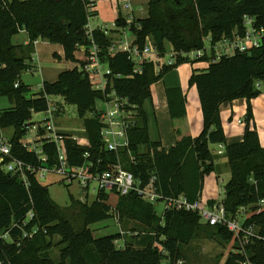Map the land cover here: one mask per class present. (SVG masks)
<instances>
[{
	"label": "trees",
	"instance_id": "1",
	"mask_svg": "<svg viewBox=\"0 0 264 264\" xmlns=\"http://www.w3.org/2000/svg\"><path fill=\"white\" fill-rule=\"evenodd\" d=\"M89 6V0H0V97H7L14 106L0 111V131L13 129L9 140L12 159L39 165L38 156L27 151L20 141L27 134V126L34 124L33 115L48 110V98L52 96L62 97L67 104L77 107L88 138L84 145L65 140L72 165L83 164L87 152L95 164L103 162L101 171L108 170L107 164L116 159V154L103 149L96 116V105L103 94L92 89L78 58L80 47L90 44ZM247 16L255 18L257 29H264V0H151L148 17L131 25L141 46L150 38L161 53L170 45L177 57L180 53L203 50L205 41L211 40L212 56L205 58L208 66L195 69L189 80V86L198 90L203 131L192 138L176 129L177 144L168 153L159 150V142H152L144 106L152 98V86L186 61L179 57L175 67L164 68L158 74L153 63H145L143 72L135 74L134 63L125 53L107 56L103 61L115 75L123 76L113 80V88L138 106L137 123L129 132L136 163L130 162L123 152L125 168L145 181L156 174L166 196L185 195L194 201L202 196L206 177L218 169L211 146L224 145L231 179L222 204L231 219L250 209L244 225L256 226L262 238H252L244 244L227 228L205 224L197 214L185 211H168L160 216L154 205L135 193L119 197L115 207L109 204L110 196L105 193L99 194L91 205L80 203L84 221L82 227L76 228L65 218L37 174L29 175L27 188L20 176L4 170L11 158L0 157V231L16 224L11 232L14 239L23 236V232L37 231L20 245L1 240V264H178L184 257L182 246L208 230L233 244L235 251L226 264H243L246 260L264 264V209L259 211V203L264 200V148L254 125L251 104L263 92L258 85H264V36L260 47L246 53L217 59L214 51L225 38L245 35ZM117 25L120 29L128 27L120 14ZM22 31L28 33L30 44L43 40L62 45L65 59L78 64L61 73L56 82L44 83V89L36 96L30 95V88L22 81V75L32 68V59L22 53L24 48L12 42ZM93 39L105 52L113 42L100 29L93 31ZM32 46L26 49L32 52ZM16 83H20L18 88ZM166 95L173 123L186 119V96L182 90L169 88ZM238 99L248 101L244 138L242 142L228 144L220 107ZM43 153L53 164L55 147L46 145ZM214 204L215 201L210 206ZM30 212L33 218L27 222ZM117 214L119 224H134L130 239L121 233L95 238L93 225ZM56 237L61 238L57 245L62 247L58 261L50 256Z\"/></svg>",
	"mask_w": 264,
	"mask_h": 264
},
{
	"label": "built area",
	"instance_id": "2",
	"mask_svg": "<svg viewBox=\"0 0 264 264\" xmlns=\"http://www.w3.org/2000/svg\"><path fill=\"white\" fill-rule=\"evenodd\" d=\"M89 24L87 26V34L90 39L88 46H81L80 51L83 52V66L81 70L87 75L91 87L95 91H100L103 98L96 105V116L100 122V136L103 144V149L109 153L117 155L113 162L107 164L108 170H100L103 165L102 161L95 164L90 160V153L84 155L85 161L81 165H72L70 162L68 149L65 144L66 139H72L80 145L87 143L88 138L83 133L81 135H72L71 137L64 136L58 129V114L62 109L59 105H54L49 102V108L45 114V119L41 122L27 126V134L20 141L21 145L29 152L35 153L38 156L39 165L27 164L23 161L11 158V144L7 137L0 131V157L11 158V161L5 165L4 170L13 175H18L29 188V175L37 174L39 180L46 179L47 175H57L68 184H76L79 186L84 199L89 198V193L94 191L99 194L105 193L110 196H115L117 199L122 196H128L132 193L138 195L143 201L154 205L163 204V216L168 211H185L197 214L201 217L202 222L210 226H222L235 234L237 238L247 244L250 239H261V234L258 233L256 226L251 225L245 227L244 221L239 224L236 219H231L227 216V212L222 203L210 206L204 203L199 197L194 201H190L185 195L179 197L166 196L159 187L158 176L152 174L145 181L141 176L137 177L132 171L125 168V162L122 156L126 152V157L130 162L136 163V158L130 150L129 132L136 125L138 118V106L133 104L128 97L120 95L113 88V80L121 79L123 76L115 75L103 59L107 56L113 57L118 53H125L129 60L134 63L135 74L143 72L145 63H153L156 70L160 72L164 68H173L177 65V59L182 57L186 63L205 64V58L212 56V48L210 53L206 48L191 53H180L177 57L173 52L161 53L157 46L150 38H147L145 44L141 46L138 43V37L131 31V25L118 31L120 37L113 38L111 46L104 51L93 39V31L95 29L102 30L106 35H110V31L106 28L92 26L94 15L97 12V0H89ZM118 6L117 11L134 10L132 0H116ZM132 20V19H131ZM133 21V20H132ZM131 21V22H132ZM129 22V24H131ZM116 25V24H115ZM244 25L246 32L244 36L236 35L233 38H225L219 43L214 51L217 59L223 56H232L237 52L246 53L255 48L260 47L264 36V29L255 27V18L245 17ZM38 41L35 42L37 44ZM219 49V50H218ZM20 83H16V88ZM261 88L260 85H258ZM44 89V88H43ZM42 89V90H43ZM240 124L243 122L239 121ZM84 132V130L82 131ZM53 145L55 147L56 157L53 164L49 161L47 155L43 153V147ZM264 209V200L259 203V211ZM33 218V213L30 212L27 216V222ZM16 224L7 230L0 231V241L16 243L20 245L26 238H32L37 233L32 234L23 232V236L19 239H14L12 230L16 228ZM22 230V229H21ZM119 247L120 244L118 243ZM1 264V263H0ZM243 264H252L246 260Z\"/></svg>",
	"mask_w": 264,
	"mask_h": 264
},
{
	"label": "crops",
	"instance_id": "3",
	"mask_svg": "<svg viewBox=\"0 0 264 264\" xmlns=\"http://www.w3.org/2000/svg\"><path fill=\"white\" fill-rule=\"evenodd\" d=\"M150 1L151 0H132L134 5V10L119 11L117 13V17H116L117 19L115 20L116 25L112 29H108L107 26H101L99 28H106L108 31H110L109 36L116 39L119 35L118 31L123 29V28L120 29L117 25L119 14L121 15L122 20H124V23L127 24V26L133 25V23H135L136 21L141 19H146L148 17V6ZM99 14H100L99 7L97 5V12L95 13L94 17L97 18ZM129 22H131V24H129ZM12 42L15 46L24 48L22 53L27 55V57L28 56L31 57L32 68L28 72H30L33 77L36 76L37 73H40L39 69H41L42 61L43 63L45 61H52V59L47 60V56H54V60L52 61L53 64H58L57 60L59 61L65 60L66 62H69L65 59V52L62 45L52 44L48 41H43V40H39L37 44L35 43L30 44V38L26 31H22L16 36H14ZM209 42L211 49L212 47H211L210 38H209ZM31 45H33L32 52H30L29 49H26L28 46ZM205 48H206V44H205ZM172 51L173 50L171 46L167 45L166 52L171 53ZM78 54H83V52L79 51ZM37 65H39V67H37ZM181 66L171 71L162 80H160L158 83L152 86V98L148 100L144 106V109L148 115L150 138L152 142H159L161 144L159 150H164L167 153L172 148L176 147L177 144V138L175 135L176 129L180 130L184 136H188L192 138L198 137L203 131L204 120H203V113L199 100L198 90L196 87L189 86V80L195 68L194 66L191 65L192 66V73H191L188 64H184V67ZM53 67L56 66L53 65ZM60 73L62 72H59L57 71V69L52 68L50 73H47V77H49V80L51 79L50 82L46 78L42 77L41 83L39 84L38 87L34 86L30 82H27L25 79L22 81L26 86L30 88L31 90L30 95L36 96L40 94V92L44 88V83L56 82L59 78ZM156 73L158 74L159 72L156 70ZM260 86H261L260 89L263 92L257 99H254L251 102V104L253 108L254 125L257 129L260 138V143L264 148V85L262 84ZM169 88H180L183 94L186 96L187 117L186 119L179 120L176 123H173L169 113V106L166 95V91ZM57 105H59L62 108L60 104ZM11 108H14V106L11 104L9 99L7 97H0V111L9 110ZM247 112H248V101L246 99H238L230 103H225L220 107V117L222 120L225 134L227 136L228 144H234L243 141ZM239 121L243 122V124H240ZM6 131L7 130L1 132L5 133ZM217 146L219 147L218 152L217 153L212 152V153L216 156L215 165L218 167V169L216 172L212 173L208 177L211 178L212 175H216L217 181L218 180L220 181L223 172L226 171L227 169L226 167L227 159L224 157L225 146L224 145H217ZM230 179H231V173L228 182L230 181ZM213 201L215 200H208L209 202L208 204H211V202ZM216 204H220V203L215 201L214 205ZM243 211L245 210H242L241 213Z\"/></svg>",
	"mask_w": 264,
	"mask_h": 264
},
{
	"label": "rangeland",
	"instance_id": "4",
	"mask_svg": "<svg viewBox=\"0 0 264 264\" xmlns=\"http://www.w3.org/2000/svg\"><path fill=\"white\" fill-rule=\"evenodd\" d=\"M99 7V16L93 19L92 23L94 27L107 26L108 29H112L115 26V20L117 19V2L116 0H97ZM118 35V37H120ZM206 50L210 53V42L209 39L205 41ZM219 50V49H218ZM173 52V51H172ZM170 53V52H169ZM78 58L80 62H83V54H78ZM54 60V56H47V60ZM52 61H43L41 62V69H39L40 73H37L36 76H32L30 72H26L22 76V80H26L27 82L32 83L34 86H39L41 83L42 77L49 80L47 77V73H50L52 68L57 69L59 72H65L66 70L74 69L78 64L73 63L71 61L66 62L65 60L59 61L58 64H53ZM51 62V63H50ZM55 65L56 67H53ZM189 65V69L192 73V66ZM39 67V65H37ZM181 67H184L181 66ZM205 64H195L194 68H204ZM81 68V66H80ZM61 74V73H60ZM51 80V79H50ZM49 80V82H50ZM52 83V82H51ZM43 85V84H41ZM40 85V86H41ZM49 102L51 104H60L62 106L61 114L58 116V129L62 132H68L72 135H81L84 132L83 121L79 118L78 110L76 106L67 104L64 98L52 96L49 97ZM54 104V105H55ZM98 107H101L100 103H97ZM44 113H37L33 115V123L41 122L45 119ZM8 140L13 136V129H7L4 133ZM219 147L217 145L211 146V151L217 153ZM227 162V161H226ZM225 162V163H226ZM227 169L223 172L220 181L216 179V175H212L210 177H206L204 188L202 192L201 199L204 203H209L208 200H215L218 203H222L225 199V187L230 178V170L228 164L226 165ZM210 178V179H209ZM213 182V183H212ZM40 183L47 186L50 190L51 198L57 205L61 207L64 212V216L66 219L71 220L76 228H80L83 225V214L80 210V203L85 204L88 203L91 205L97 199V193L91 191L89 193V198L84 199V194H82L78 185H68L66 184L60 176L57 175H47L46 179H41ZM109 204L113 207L117 204V198L112 196ZM156 210L159 214L163 213V204H159L156 206ZM250 215V209L245 210L236 219L239 224L243 223V221ZM118 214L116 217L111 218L109 220L100 222L96 225H93V234L95 238H101L104 236L115 235L117 233L125 234L127 240L130 239V233L134 224H127L126 227L122 224H119ZM128 233V234H127ZM61 241L60 237H56L54 240L55 248L50 251V256L54 260H59L60 252L62 247L57 245ZM120 246L123 247V244L120 243ZM184 257L183 261L178 264H226L228 259L231 257L235 248L233 244H229L222 240L219 236L212 233L208 230L200 233V235L195 238L192 242L187 245L182 246Z\"/></svg>",
	"mask_w": 264,
	"mask_h": 264
}]
</instances>
